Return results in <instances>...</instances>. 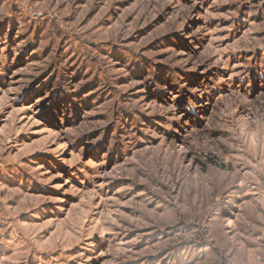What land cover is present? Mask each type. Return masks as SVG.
Instances as JSON below:
<instances>
[{"label":"rangeland","instance_id":"374dc122","mask_svg":"<svg viewBox=\"0 0 264 264\" xmlns=\"http://www.w3.org/2000/svg\"><path fill=\"white\" fill-rule=\"evenodd\" d=\"M0 264H264V0H0Z\"/></svg>","mask_w":264,"mask_h":264}]
</instances>
